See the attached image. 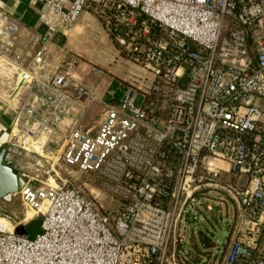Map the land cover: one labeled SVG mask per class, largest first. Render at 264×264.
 Returning <instances> with one entry per match:
<instances>
[{
	"label": "built area",
	"instance_id": "2783aa9c",
	"mask_svg": "<svg viewBox=\"0 0 264 264\" xmlns=\"http://www.w3.org/2000/svg\"><path fill=\"white\" fill-rule=\"evenodd\" d=\"M102 1L119 46L154 77L146 89L118 87L97 126L75 117L62 128L96 88L75 76V56L46 75L56 57L45 44L35 50L25 76L38 105L17 107L3 162L24 181V219H43L34 237L0 227V264H182L176 225L211 210L217 189L232 191L244 214L224 264H264V0ZM87 2L32 0L44 6L47 36L71 32ZM19 31L0 9L6 70L22 69ZM61 162L94 174L122 210L101 214L60 175Z\"/></svg>",
	"mask_w": 264,
	"mask_h": 264
},
{
	"label": "rangeland",
	"instance_id": "374dc122",
	"mask_svg": "<svg viewBox=\"0 0 264 264\" xmlns=\"http://www.w3.org/2000/svg\"><path fill=\"white\" fill-rule=\"evenodd\" d=\"M102 3V0H88L84 10L78 16L75 29L73 28L74 30L68 33L55 48L46 44L59 56H75L74 71L78 70V78L92 82L94 86L100 85L102 92L99 95L107 100V93L112 91L111 93L114 94L120 86L135 84L145 89L148 88L154 75L152 71L145 68L144 63L135 60L119 46L115 33L106 25L107 11ZM230 26L231 22L226 18L223 21L222 37ZM94 68L102 69L103 74H98ZM96 105V109L93 107L90 110L92 114L90 121L83 122L87 126H97L101 122L104 104L97 103ZM58 171L64 179H69L70 183L78 187L101 214L111 216L122 210L123 201L114 197L94 174L86 173L77 166L62 162L58 166ZM210 196L214 206L212 210L209 211L205 206H200V215L197 219L181 221L180 225H176L174 234L181 233L186 236L180 253L184 259L182 264H202L206 259L209 264H224V255L233 240L234 233L230 237L231 229L234 227L237 230L244 226L243 209L232 191L217 189L213 190ZM0 202L4 201L0 199ZM11 205L15 213L25 215V206L20 193H15ZM42 219L41 215H37L23 230L17 228L16 231L34 237L41 231ZM111 219L113 220L112 217ZM203 238L209 240L208 247L203 246ZM192 242H196L200 250L208 251L210 254L206 255L207 252L199 254L195 247H192L190 251ZM189 251V254L191 252L196 254L198 260L189 259Z\"/></svg>",
	"mask_w": 264,
	"mask_h": 264
},
{
	"label": "crops",
	"instance_id": "0c3cea01",
	"mask_svg": "<svg viewBox=\"0 0 264 264\" xmlns=\"http://www.w3.org/2000/svg\"><path fill=\"white\" fill-rule=\"evenodd\" d=\"M0 9L6 11L11 17L18 19L20 23L17 50L23 56L22 69L12 67L6 70L0 67V155L2 156L16 119L17 107L23 102L38 105L36 96L30 91V77H25V74H30L34 69L35 50L43 44L47 45L46 43L55 48L68 34L47 36L45 26L40 20V11L44 9V6L32 3V0H0ZM49 49L51 50L50 47ZM52 53L56 58L45 68L44 72L46 75L53 73L55 66L60 65L61 60L65 57L59 56L58 53L53 51ZM74 74L77 78L79 77L78 70L74 71ZM95 86L97 99L94 102L100 104L104 101L103 96L101 95L102 97H100L99 95L102 92V87L100 85ZM111 92L107 93V98L110 97ZM94 102L90 104L87 110L78 108L74 115L64 118L62 128L69 126L75 117H81L82 121L84 120L83 122L90 121L92 118L90 110L93 107L94 109L97 108ZM3 194H0L1 201H4L0 202V219L3 218L5 221L6 225L4 228L15 227L19 229L21 227L23 230L31 220H25L24 216L15 213L12 209L11 201L15 197V194L11 198H6L7 200H5ZM233 233L232 239L239 235L240 229H234Z\"/></svg>",
	"mask_w": 264,
	"mask_h": 264
},
{
	"label": "water",
	"instance_id": "95a60500",
	"mask_svg": "<svg viewBox=\"0 0 264 264\" xmlns=\"http://www.w3.org/2000/svg\"><path fill=\"white\" fill-rule=\"evenodd\" d=\"M26 77V76H25ZM23 179L10 166L3 162V155H0V194L5 198L17 193L23 186ZM21 229V227H19Z\"/></svg>",
	"mask_w": 264,
	"mask_h": 264
},
{
	"label": "trees",
	"instance_id": "16d2710c",
	"mask_svg": "<svg viewBox=\"0 0 264 264\" xmlns=\"http://www.w3.org/2000/svg\"><path fill=\"white\" fill-rule=\"evenodd\" d=\"M220 191H221V189H219ZM211 196H209V199H208V203H211ZM206 202V203H207ZM212 204V203H211ZM212 206H213V204H212ZM214 207V206H213ZM213 207H212V209H213ZM211 209V210H212ZM210 211V210H209ZM235 228L233 227L232 229H231V231H230V237L232 236V233H233V230H234ZM230 237L228 238V239H230ZM203 240V246L204 247H208L209 245H210V242H209V240L208 239H206V238H203L202 239ZM182 244L183 243H177V253H178V256L180 257V253H181V250H182ZM225 245H226V243H225ZM224 245V246H225ZM192 247H195L196 249H197V251H198V253L200 254H204L205 252H207V254L206 255H209L210 254V252H208V251H204V250H200L199 248H198V246H197V244H196V242H192V244L190 245V251H192ZM190 251L188 252V254L190 253ZM198 254V255H199ZM193 259V260H198V257H197V255L196 254H194V253H192L191 252V254H189V259ZM185 259H186V257H185ZM189 259L187 258V260L189 261ZM200 259V258H199ZM202 264H205L204 262L202 263Z\"/></svg>",
	"mask_w": 264,
	"mask_h": 264
},
{
	"label": "bare ground",
	"instance_id": "6f19581e",
	"mask_svg": "<svg viewBox=\"0 0 264 264\" xmlns=\"http://www.w3.org/2000/svg\"><path fill=\"white\" fill-rule=\"evenodd\" d=\"M5 221H4V219L2 218V219H0V227L1 228H4L5 227ZM8 229H11V227H9Z\"/></svg>",
	"mask_w": 264,
	"mask_h": 264
}]
</instances>
